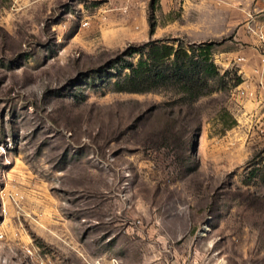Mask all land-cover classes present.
<instances>
[{
	"label": "rangeland",
	"instance_id": "1",
	"mask_svg": "<svg viewBox=\"0 0 264 264\" xmlns=\"http://www.w3.org/2000/svg\"><path fill=\"white\" fill-rule=\"evenodd\" d=\"M166 1L0 0V264H264V101L245 112L236 37L264 0ZM207 19V92L116 88L133 46L190 48Z\"/></svg>",
	"mask_w": 264,
	"mask_h": 264
},
{
	"label": "trees",
	"instance_id": "2",
	"mask_svg": "<svg viewBox=\"0 0 264 264\" xmlns=\"http://www.w3.org/2000/svg\"><path fill=\"white\" fill-rule=\"evenodd\" d=\"M156 21H150V33L156 30ZM214 41L193 43L187 48L164 39L148 40L132 47L130 54L138 55L137 61L126 60L128 68L115 81L118 90L149 91L172 87L188 93L194 99L207 92L211 77L219 74L213 60ZM264 183V167L259 168Z\"/></svg>",
	"mask_w": 264,
	"mask_h": 264
},
{
	"label": "crops",
	"instance_id": "3",
	"mask_svg": "<svg viewBox=\"0 0 264 264\" xmlns=\"http://www.w3.org/2000/svg\"><path fill=\"white\" fill-rule=\"evenodd\" d=\"M166 1V0H163ZM169 3L166 1L165 10H171V8H177L178 6L184 7L187 6L189 2L194 3L193 0H169ZM199 3L202 5L211 4V0H202ZM207 6L205 7L206 10ZM211 20V19H210ZM143 34L148 33L149 23L147 20L143 21ZM177 28L179 24L176 22ZM195 26V25H193ZM186 27V31H190L188 25L182 23V28ZM179 31V30H177ZM155 30L154 33H156ZM192 38L198 41L211 40L217 32H215L214 25L209 19H207L202 25H198L197 30H191ZM264 23H262L261 29L255 30V32L248 33L246 30H240L236 37L239 40L249 41L246 48L243 51V56L245 57L246 63L241 68L242 83L241 86H245L248 83L251 88L256 91V97L247 99L245 102V112L254 107V110L261 111L264 101ZM248 61V62H247ZM244 63V62H243ZM262 104V105H261ZM259 106V107H258ZM248 116H245V122L248 120Z\"/></svg>",
	"mask_w": 264,
	"mask_h": 264
},
{
	"label": "built area",
	"instance_id": "4",
	"mask_svg": "<svg viewBox=\"0 0 264 264\" xmlns=\"http://www.w3.org/2000/svg\"><path fill=\"white\" fill-rule=\"evenodd\" d=\"M124 11H127L128 10V8H129V5H128V3L127 4H125V5H123L122 7H121ZM264 36V35H263ZM245 59V57H243V56H239L238 57V60L239 61H242V60H244ZM239 95H241V96H243V97H249V98H254V97H256V91L254 90V89H252L251 88V86H250V84L248 83L247 85H245V86H241V85H239Z\"/></svg>",
	"mask_w": 264,
	"mask_h": 264
}]
</instances>
